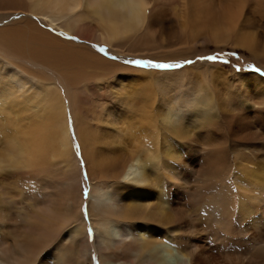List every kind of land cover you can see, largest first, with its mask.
Returning a JSON list of instances; mask_svg holds the SVG:
<instances>
[{"label": "bare ground", "instance_id": "obj_1", "mask_svg": "<svg viewBox=\"0 0 264 264\" xmlns=\"http://www.w3.org/2000/svg\"><path fill=\"white\" fill-rule=\"evenodd\" d=\"M244 1L184 0L190 11L169 15L171 34L186 47L264 55V0H255L256 36L242 27ZM155 5L0 0V264H95L85 211L100 264H264V78L226 82L207 63L139 73L57 34L153 57ZM204 69L222 87H181ZM107 80L113 98L103 104ZM117 123L137 142L116 139ZM77 147L91 176L87 201Z\"/></svg>", "mask_w": 264, "mask_h": 264}, {"label": "rangeland", "instance_id": "obj_2", "mask_svg": "<svg viewBox=\"0 0 264 264\" xmlns=\"http://www.w3.org/2000/svg\"><path fill=\"white\" fill-rule=\"evenodd\" d=\"M151 2L156 4L155 5L156 9H154V13L156 12L155 15H157L156 18L158 19V20H156V19L154 20L153 27L151 28L152 32L150 33V36H151V39L153 42L152 46L154 48H156V53H158V54L154 53L153 57L147 56L143 52L137 53V54H135V53L131 54L129 52L118 53V52L114 51L112 46L108 45L107 43H104L102 41L91 40L88 37H86L85 35H78V34L74 35V34H68V33H63V35H62L61 31L57 32L56 28L52 29L50 27V25L45 24L46 21L42 22L39 19H37L35 16H31V18L33 20L39 21L40 26L46 28L48 31H50L54 34L57 32V34L62 36L65 40L75 41L76 44L83 45V46H86V47L91 48V49H95L102 56L109 57V58L113 59L114 61L122 62L126 65H129L131 68H133L136 72L138 71L139 73L140 72H147V71L148 72L153 71L154 73H167V72L171 73L173 71H180L182 69L193 67V66L198 65V64L207 63L209 66L216 67L217 69H219L225 77L227 76L228 79H223V78L220 79V80H223L226 82H229V81L233 82V80L237 81L236 76L238 74L239 75L240 74L241 75L255 74V75H258V76L264 78V55H260L259 53H255L253 51H250L249 49L241 48L238 46L227 45V44L216 45L213 42H206V43L203 42L202 43V41L197 42V43H193L192 45L188 44L189 46L187 44H184V45H187V47L183 46L180 38L177 37L176 34L175 35L171 34L172 29H173L172 28L173 24L169 21V18H170L169 15H171L172 12H174V11H176L178 13L184 9H186V10L189 9V11H190V4H188V3L184 4V0H151ZM152 6H153V4H152ZM243 10H244V14H243V18H242L243 20H241V21H243L242 27L243 28L246 27L247 29L250 27L254 28L256 30L255 31V36H256L257 30L260 31L261 27H259L260 22L258 20H256V18L254 17L258 13L255 0H245ZM162 12H163V14H162ZM186 12H188V11H186ZM164 14H167V16H165ZM11 16H12V19H16V18L20 17L19 14H13ZM161 17L163 18L164 21H162ZM246 21H247V23H246ZM47 23H49V22H47ZM243 25H245V26H243ZM179 30L181 32L180 28H179ZM258 44H259V42H258ZM101 48H103L104 51H100ZM159 54H160V56H159ZM208 57H215V59H207ZM134 60L142 61L143 63H141V64L129 63V61H134ZM189 62H191V63H189ZM152 64H169V65H172V67L157 68V67L151 66ZM192 69L193 68H191L190 71ZM204 72L202 75L199 74L198 76L196 74H192V75H195L197 77H201L198 81H195V80L191 81L190 77H189L190 80H188V77H187L186 78L187 83L186 84L184 83V85H183V83H180L181 87L182 88L186 87L187 89L189 88L190 91H193V90H198V89H200L201 86H203L204 88L208 89V90L203 89V87H201L203 89V91L205 90L206 93L208 91H209V93L213 92V88L214 89L216 88V90H217L220 87H222L220 85V82H218V81H216L219 83L218 85L215 81L210 82L211 78H209V73L207 71H206V73H204ZM131 73H133V72H131ZM109 81L110 80H107L106 86L104 89H102V91H104V92L108 91V93H110V94H108V96H106L107 94L103 92L102 94L104 96H102L101 98L98 97L99 100L103 104L104 103L109 104V101L111 100L110 98H113V95L111 94L112 88H111ZM172 82H174V80H172ZM208 87L211 89V91ZM175 93H176V91L174 89V86H172L169 83V95L175 94ZM159 105L161 106V108L163 107V104H159ZM95 106H96L95 110L97 112L102 111L100 108L101 107L100 103L95 105ZM98 106H100V107H98ZM152 109H154L153 112H156V107H153ZM219 120H221V119H219ZM115 125L119 129H121V131H117V133H119V132H121V133H119L118 135H116V133H115L116 139L118 138L119 140L120 139L126 140L127 144H129V145L133 144V140L135 142H137V140L132 138L133 134L126 133V131L128 129L127 126H123V125H121V123H117ZM103 126L108 128V129L111 128V126H109V125H103ZM211 128L214 129L213 126ZM122 129H124L125 131ZM152 132H154V131L151 130V133ZM135 135H140V134H135ZM149 137H150V135H145V138L148 139ZM154 139L155 138H153V141H154ZM79 145H80V142H79ZM74 151H75V156H76V159L78 162L77 174H78L79 180L81 182V191H82L83 200L87 201L89 198L90 192H91V189H90L91 176L89 175L88 166H87V163L83 157L81 147H77V149L75 148ZM232 166L233 165H232V160H231V168H232ZM233 183H234V180L232 179L231 184H228V183L227 184L231 186L230 188H228V190L230 191V189H231L234 192L233 186H232ZM227 194L229 195V197H231L230 199L233 201V203L236 202L235 200L237 199V197L234 200L235 193L227 192ZM83 216L88 221V230L87 231H88L89 236H90L91 247L93 248L92 257H93V259L95 258V260H94L95 264H100L98 258L96 257L97 251L94 250L96 248L95 247L96 241L94 240L95 231H94L93 226L90 222V219L87 215V211L83 212ZM171 245H174V244L171 243ZM173 264H176V261H174Z\"/></svg>", "mask_w": 264, "mask_h": 264}, {"label": "snow or ice", "instance_id": "obj_3", "mask_svg": "<svg viewBox=\"0 0 264 264\" xmlns=\"http://www.w3.org/2000/svg\"><path fill=\"white\" fill-rule=\"evenodd\" d=\"M100 51H104V49L101 48ZM207 59H215V57H208ZM129 63L141 64L143 62L142 61L134 60V61H129ZM189 63H191V62H189ZM151 66L157 67V68H168V67H172V65H169V64H152Z\"/></svg>", "mask_w": 264, "mask_h": 264}]
</instances>
